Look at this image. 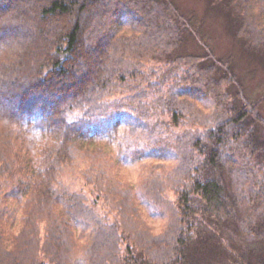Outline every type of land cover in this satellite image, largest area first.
Instances as JSON below:
<instances>
[{
  "label": "trees",
  "instance_id": "trees-1",
  "mask_svg": "<svg viewBox=\"0 0 264 264\" xmlns=\"http://www.w3.org/2000/svg\"><path fill=\"white\" fill-rule=\"evenodd\" d=\"M209 3L264 62V0ZM262 101L173 0H0V264H264Z\"/></svg>",
  "mask_w": 264,
  "mask_h": 264
},
{
  "label": "rangeland",
  "instance_id": "rangeland-1",
  "mask_svg": "<svg viewBox=\"0 0 264 264\" xmlns=\"http://www.w3.org/2000/svg\"><path fill=\"white\" fill-rule=\"evenodd\" d=\"M179 11L188 16H195L199 21L202 29V33L208 36L213 45L215 55L227 56L233 55L234 70L241 76L243 85L247 89L249 95L256 97H262L263 101L260 106L261 115L264 117V62L260 58H254L247 53L231 30L232 28L227 23V16L219 8H214L209 0H173ZM184 47L180 52L182 53H200L202 48L195 40L188 38ZM201 106L202 103H200ZM207 112L208 108L203 106ZM107 154L102 158L108 160L107 165L112 169L113 176L117 181L124 185L139 187L140 181L143 176L140 174V165L136 163L126 164H113V156H115L116 148L115 144H107L104 146ZM109 158H111L109 160ZM164 164H169V160H161ZM143 164V162H142ZM84 168V164L77 162L75 164L76 171L64 178V182L73 190L87 191V187L81 172ZM13 204L10 208H13ZM141 214L146 224L149 226L153 233H160L165 224L166 216L161 217L158 211L148 209L145 205L139 204ZM13 221L9 225L14 231L18 230L20 222V210H15ZM79 249V247H78ZM264 251V250H263ZM262 251L261 256L264 258ZM80 252V250H79ZM259 254L257 252L255 255ZM259 260L258 257H256Z\"/></svg>",
  "mask_w": 264,
  "mask_h": 264
}]
</instances>
